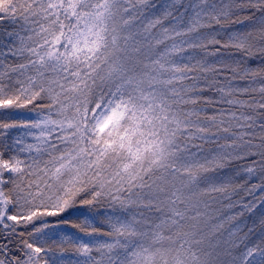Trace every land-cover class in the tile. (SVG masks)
I'll return each instance as SVG.
<instances>
[{
  "label": "snow or ice",
  "instance_id": "1",
  "mask_svg": "<svg viewBox=\"0 0 264 264\" xmlns=\"http://www.w3.org/2000/svg\"><path fill=\"white\" fill-rule=\"evenodd\" d=\"M0 264H264V0H0Z\"/></svg>",
  "mask_w": 264,
  "mask_h": 264
}]
</instances>
